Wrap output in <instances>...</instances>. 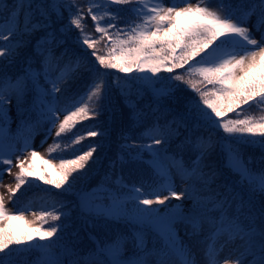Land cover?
Instances as JSON below:
<instances>
[{"label":"snow or ice","instance_id":"6c2138e0","mask_svg":"<svg viewBox=\"0 0 264 264\" xmlns=\"http://www.w3.org/2000/svg\"><path fill=\"white\" fill-rule=\"evenodd\" d=\"M86 17L98 36L84 30ZM69 39L80 50L72 57ZM0 42L7 63L31 48L23 74L0 72V264L33 251L38 264H199L179 237L181 224L200 237L205 264H264V0H0ZM82 71L89 73L84 90L69 94ZM114 93L128 109L120 153L99 184L76 193L91 227L103 221V234L89 233L91 246L76 233L68 241L71 209L62 200L9 210L30 178L64 194L89 178L109 134L99 118L116 110ZM41 132V144L54 137L46 155L32 147ZM246 147L261 155L246 156ZM217 150L238 179L217 183ZM128 163L139 166L138 180L115 174ZM14 167L15 183L5 185Z\"/></svg>","mask_w":264,"mask_h":264},{"label":"trees","instance_id":"16d2710c","mask_svg":"<svg viewBox=\"0 0 264 264\" xmlns=\"http://www.w3.org/2000/svg\"><path fill=\"white\" fill-rule=\"evenodd\" d=\"M195 0H193L194 2ZM87 2V0H85ZM235 2V0H233ZM167 3H171V0H167ZM116 7H126V6H116ZM123 16L128 17V13H122ZM62 24L67 23V13L64 14L63 21L60 22ZM123 23V21H121ZM85 24V31L88 33H91L94 37L98 36L99 34L94 32L93 28V22L91 21L90 17H86L84 20ZM78 34V30L73 29L70 33V37H75ZM69 51L68 56L72 57L75 54H79L80 50L76 47L72 39L68 40V43L65 45ZM7 47V42H0V48ZM99 48L102 49V51L106 52V48L104 47V42H102L100 45H98ZM19 55L15 57V59L11 63H7L5 61V58L0 57V72H6L10 76H16L23 74V70L26 67L25 58L28 56L31 52V48H21L18 50ZM59 51V50H58ZM67 59V58H66ZM183 71V70H178ZM113 75H123L120 73H113ZM135 75V74H133ZM161 75H168L167 73H162ZM89 73L87 71H82L79 76L71 81V89L70 93L76 92L77 90L83 91L85 84L88 82ZM111 79V77H109ZM185 87V86H181ZM186 96L189 97H195L198 99V96L196 93L192 92L191 89H188L185 93ZM113 105L116 108L114 112H106L103 116L99 118L101 121V125L103 127H106L108 129V136L103 142V148L98 149L97 153L94 155L93 159L96 158V156H100V163L96 166L95 170L92 171L89 174V178L87 180H82L77 182L74 185L73 191L67 194H64V190H56L54 187L49 185H44L40 181L31 180L29 184L24 185L20 191L17 193L16 197L13 198V201L16 203L24 204L28 209H32L35 211H39L45 208H48L52 205V203L56 200H62L64 201L68 207L71 209L70 212V221L68 224L67 232L65 233L66 239L68 241H72L75 239L74 233L78 234V243L81 245H88L91 246V240L89 239V233H92L93 235H102L103 234V221H96V227L92 228L91 224L93 221L90 217L84 215L81 213L79 207H78V198L76 196V193L81 189H91L95 187L97 184H99L106 173L113 171L109 168V161L114 160L117 158V155L120 153V134L122 131H126L128 129L129 121H128V109L125 108L120 100V97L117 93H114L113 95ZM13 109L14 113L10 111L11 115V121L10 126L14 124V127L18 129V125L20 124V117L17 116L16 109H15V102L13 101ZM256 115H259L260 113L256 112ZM230 116H234L235 113H230ZM85 123L93 124L95 121L89 120ZM80 127V125H78ZM218 135H224L222 131ZM100 138L97 137L96 140H99ZM90 141L85 140L82 142L81 145H75L74 148H69L66 152L63 154L65 156H71L74 154L76 149H81L85 145H87ZM52 143V142H51ZM50 143V144H51ZM244 153L246 156H252L254 158L259 157L261 155V151L258 147H246L244 149ZM52 155H57V153H53ZM214 161L217 163V167L221 169L222 175L218 179L217 183H226L230 180H236L238 177H235L232 175V173L226 169L223 168V154L219 153V150H217V153H215L212 157ZM58 162V161H56ZM92 164L89 162L88 168H91ZM88 168L84 169V172H88ZM138 169L139 166L135 163H128L125 164L122 168L117 165L115 168V174H122L126 181H135L138 180ZM81 172L74 173V177L81 176ZM177 182V181H176ZM180 186V182H178ZM67 187V186H66ZM45 189H49L50 191H45ZM259 197L257 198V202H259ZM24 209V208H22ZM63 219V218H62ZM53 222H49V224L45 225V227L51 226ZM59 223V222H56ZM118 228H123V225H112L111 230H116ZM58 233L57 235H59ZM227 250L225 251V253ZM38 251H33L30 253H22L17 259L18 264H38V261L40 259ZM41 255V254H40ZM200 258V257H199ZM204 259V254H201V260Z\"/></svg>","mask_w":264,"mask_h":264},{"label":"rangeland","instance_id":"374dc122","mask_svg":"<svg viewBox=\"0 0 264 264\" xmlns=\"http://www.w3.org/2000/svg\"><path fill=\"white\" fill-rule=\"evenodd\" d=\"M167 0H165L166 2ZM195 2V1H194ZM210 3L215 6V4L217 3V0H210ZM257 38H259V34H257ZM11 112L14 113V109H13V106L11 105ZM13 130H15V128L11 127L10 128V132H12ZM43 137H42V134H38V135H35L34 136V139H33V142H32V147L34 149H36L37 151H39L42 155H46L47 153V149L50 145V142H51V139L50 138L46 143L44 144H41V141H42ZM39 163V162H38ZM7 167V166H5ZM86 169V168H85ZM18 171V169H16L15 167L12 169V175H9L8 173H4L3 175V183L5 185H14L15 183V173ZM179 182V180H177V183ZM6 189H0V191H5ZM181 190V188L179 187V184H177V191L179 192ZM171 203L173 204H178V203H181V201H176V200H172ZM190 202H186V204H188ZM7 208L11 211H14L15 210V202L13 201L12 199V202L10 203H7ZM25 215L28 217L29 220L32 219V215H31V212L30 213H25ZM16 227L23 230L25 225H23V222H16ZM178 233H179V237L181 240H183V242L185 244H187L189 247L192 248L193 252L196 254V255H199L197 257H200L201 258V254H203V251L201 249V246L196 244V241L198 239H200V237H190L188 235H186V231H190V229H187L184 225H179L178 228ZM225 255L227 254L224 253ZM204 261V259H202ZM201 262V259L199 260ZM201 264V263H199Z\"/></svg>","mask_w":264,"mask_h":264},{"label":"bare ground","instance_id":"6f19581e","mask_svg":"<svg viewBox=\"0 0 264 264\" xmlns=\"http://www.w3.org/2000/svg\"><path fill=\"white\" fill-rule=\"evenodd\" d=\"M203 259V258H202ZM201 264H205V260L204 261H202V262H200Z\"/></svg>","mask_w":264,"mask_h":264}]
</instances>
